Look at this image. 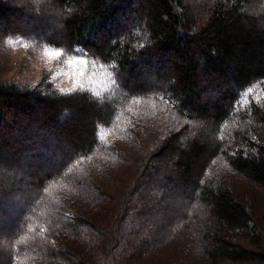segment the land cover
Segmentation results:
<instances>
[{"label": "trees", "instance_id": "trees-1", "mask_svg": "<svg viewBox=\"0 0 264 264\" xmlns=\"http://www.w3.org/2000/svg\"><path fill=\"white\" fill-rule=\"evenodd\" d=\"M39 1L0 0V40L25 36L62 46V38L67 52L80 49L113 65L119 89L99 99L85 91L61 94L49 82L0 81V143L57 136L56 146L70 151L60 171L41 184L11 190L15 204L24 203L14 233L0 237L10 251L3 264H169L162 252L141 259L156 244L143 235L145 212L130 200L143 197L160 170L150 159L162 157L176 171L164 190L201 185L197 214L178 233H190L186 244L203 260L197 264L264 258V210L255 205L264 200V0H50L63 13L60 30L42 27L50 4ZM39 4L45 13L29 32H10L13 15ZM129 107L139 116L129 118ZM199 121L225 137L220 171H210L218 145L211 148L202 134L192 130L178 143ZM145 131L159 135L153 148L140 144ZM129 149L138 155L136 167ZM125 163L134 182L116 199L108 185ZM96 214L114 220L102 224Z\"/></svg>", "mask_w": 264, "mask_h": 264}, {"label": "rangeland", "instance_id": "rangeland-1", "mask_svg": "<svg viewBox=\"0 0 264 264\" xmlns=\"http://www.w3.org/2000/svg\"><path fill=\"white\" fill-rule=\"evenodd\" d=\"M42 2L50 4V0H41L38 3ZM39 5V8H28L23 10L21 12L22 14L13 15L9 19L11 20L10 28H12L10 29V32L19 34L29 32V30L32 29V26H35L32 24L36 22L35 19L37 18V14H42L43 12L45 13V6L43 4V6L41 4ZM262 6L264 10V5L262 4ZM48 8L49 9L44 14L45 20L40 24H42V27L45 28L50 27L53 30H60L62 28L60 23L63 18L62 11L53 7L51 4ZM33 28L34 32H39L41 29L39 27ZM57 41H59V44L62 46H50L39 43L35 39H31L29 37L25 38V36H13L1 39L0 81H11L28 86H33L43 81L51 83L58 90L60 88L72 87L73 79L76 77H72L70 79L61 74L55 76V79H52L56 72H71V69L63 63V60L67 59L68 55L75 54V51L73 53L67 52V50L63 47L65 42L62 38L57 39ZM23 44H28V47H24ZM45 47L54 48L55 50H65L66 55L61 57L59 60H53L49 63L47 57L43 55V49ZM100 64H104L105 67L112 73V77L117 81L113 65L99 60H97V74L92 77V82L88 83L87 81V76L93 71L91 64L88 66V71L86 72L85 77H81L80 79L87 84V88L84 90L85 92H88L97 98L99 97V99H111L117 94L119 87L117 83L112 84L107 75L100 74ZM96 93H99V95H96ZM242 101L240 105H242ZM133 113L134 112H129V118L139 116L134 115ZM202 123H204V121H199L193 126L190 133L187 131L183 135H180L178 143H183L181 138H183L184 135L185 137H188L189 135L191 136L193 131L199 132L208 142H210L211 148L214 145H218V151L215 154V156L218 157V160L217 162L213 160L210 171L213 172V170L216 169L220 171L225 168V164L221 161V158L225 155L227 149L225 147V143L220 142L221 140H224L225 137L219 138L218 132L215 133L210 127L203 125ZM118 127L122 128V125L116 126V130ZM120 135L121 134H119V136ZM145 135L147 137H144ZM145 135L140 139V144L144 149L153 148L156 144V140L159 138L158 133L145 131ZM50 137L49 142L40 141V139L36 138H30L23 139L17 144L3 145V143H0V197L2 196L1 199L3 200V203H0V237H9L14 233L18 224L17 219L20 213L19 210L24 203V200H21L17 202L19 205H16L15 198L10 195L11 190L27 188L30 185L33 187L35 183L38 182L41 184L46 176H51L54 173L59 172L62 166L67 162L69 157L67 158L65 156L70 153L67 146H65V144L63 146H56L57 141H59L60 138L57 136ZM145 145L148 147H145ZM10 152H14V155L9 154ZM133 153V149L126 150V156H128L127 158L130 160L129 163L135 166V164H133V156L137 157L138 155L135 153L133 155ZM173 157L174 156H171V159ZM64 158H66L65 163L63 162ZM169 164L168 159L165 157L154 160L150 159L151 167H159V172L152 177V180H150L146 189L140 192V194L143 195L141 199L131 195L130 200L135 203L139 202L138 209L145 212L143 215V219H145L143 226L146 227V233L144 232L143 234L144 237H146L149 241L154 240L156 244L154 245L156 248H148L145 257L141 259L145 260L151 252L152 255L162 252V256H167L169 259V264L202 263L203 260L201 259V254L195 251L192 252L190 249L191 247L186 244L190 239V233L184 232L180 237L178 234L180 231L187 230L188 219L197 214L195 206L197 198L195 197V193L200 190L201 185H194L193 183H177L173 187H169L164 190L163 183L165 182V179L167 177H176L175 168ZM128 168V163L120 166L116 171L117 178L110 181L114 182H109V185L107 184L108 189L112 192L116 199L121 198V196H125L124 192H126V189L131 186L132 182H134L132 178L130 179V177H127L126 175ZM22 181L27 184L25 183V185H23ZM158 191H163V193L159 195ZM106 204H110V201ZM255 205L257 206V209L264 210V200L257 198L255 200ZM112 206L115 208L114 205ZM95 216L96 218L101 219L100 221L102 224L110 223L111 220H114V218H108V216L102 218L97 217L98 214ZM262 226L264 225H261L260 231L262 232V236H264V228ZM159 228L160 231L158 232ZM154 230H156V233L153 232ZM1 239L0 264H3L6 259L5 256H7V254L9 255L10 251L9 253L7 252L8 248L2 241L3 239ZM72 246L75 247L76 250L80 249L76 243H73ZM181 246L182 248L179 250ZM261 246L264 248L263 240ZM104 247L105 246H102L103 249ZM255 250L256 252H263L262 249H259L258 247L255 248ZM179 252L182 255V258ZM111 253L116 255L115 252ZM108 256L109 254L107 257ZM191 256H193V258L189 259ZM239 264H264V258L258 259L257 257L250 260L248 263L241 262Z\"/></svg>", "mask_w": 264, "mask_h": 264}, {"label": "snow or ice", "instance_id": "snow-or-ice-1", "mask_svg": "<svg viewBox=\"0 0 264 264\" xmlns=\"http://www.w3.org/2000/svg\"><path fill=\"white\" fill-rule=\"evenodd\" d=\"M24 47H28V44H23ZM75 54L74 55H68V58L63 60V63L67 66H69V68L71 69V72H56L55 75L52 77V79H55V76L58 75H65L67 78H72V77H76L75 79H73V83H72V87L70 88H60L59 92L61 94L64 95H68V94H73L77 91H84L87 88V84L82 81L80 78L81 77H85L86 72L88 71V66L91 64V67L93 69V71L91 72L90 75L87 76V81L88 83L92 82V77L95 76L97 74V59H90V58H86L87 54L84 53L82 50L80 49H76L74 50ZM43 55L45 57H47L48 62L50 63L53 60H59L61 57L66 55V51L65 50H55L54 48H49V47H45L43 49ZM80 57V58H77ZM83 66V67H81ZM99 69H100V74L101 75H107V77L111 80L112 84H116L117 81L112 77V73L105 67L104 64H100L99 65ZM94 91V89H93ZM251 92V88H249L247 90V92L242 93V99L244 100V102H246L247 100V95ZM96 95H99V93H96ZM161 99H163V97H161ZM133 104H140L141 103V99L139 98H134L131 101ZM167 102V101H165ZM128 112H133V109L131 107H129L127 109ZM113 119H118V117L114 116ZM128 123H131V121L129 120ZM107 133H103L100 136V139H103L104 135H106ZM41 231H45L44 229H41Z\"/></svg>", "mask_w": 264, "mask_h": 264}]
</instances>
